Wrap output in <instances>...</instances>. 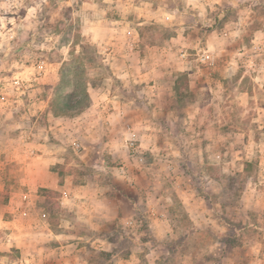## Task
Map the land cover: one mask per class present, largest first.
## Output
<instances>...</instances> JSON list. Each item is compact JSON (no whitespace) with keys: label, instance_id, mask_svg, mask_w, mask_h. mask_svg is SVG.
I'll return each instance as SVG.
<instances>
[{"label":"clouds","instance_id":"clouds-1","mask_svg":"<svg viewBox=\"0 0 264 264\" xmlns=\"http://www.w3.org/2000/svg\"><path fill=\"white\" fill-rule=\"evenodd\" d=\"M0 264H264V0H0Z\"/></svg>","mask_w":264,"mask_h":264}]
</instances>
